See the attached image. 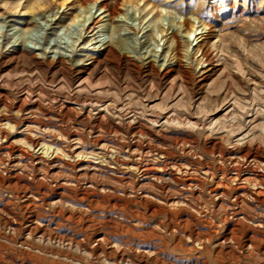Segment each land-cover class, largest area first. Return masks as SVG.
<instances>
[{"label": "rangeland", "instance_id": "374dc122", "mask_svg": "<svg viewBox=\"0 0 264 264\" xmlns=\"http://www.w3.org/2000/svg\"><path fill=\"white\" fill-rule=\"evenodd\" d=\"M0 120L4 264H264V0H0Z\"/></svg>", "mask_w": 264, "mask_h": 264}, {"label": "bare ground", "instance_id": "6f19581e", "mask_svg": "<svg viewBox=\"0 0 264 264\" xmlns=\"http://www.w3.org/2000/svg\"><path fill=\"white\" fill-rule=\"evenodd\" d=\"M192 32H193V30L188 31V34H189V35H192V34H193ZM0 121H1V120H0ZM27 122H28V121H27ZM29 122H30V121H29ZM0 123H1V122H0ZM29 124H30V123H29ZM39 127H40V126H39ZM11 128H12V127H11ZM96 128H97V127H96ZM59 130H60V129H59ZM3 132H4V131H3ZM34 141H35V140H34ZM1 144H2V143H1ZM28 144H29V143H28ZM6 145H7V144H6ZM30 145H31V144H30ZM1 146H2V145H1ZM1 146H0V147H1ZM7 146H8V145H7ZM36 146H37V145H36ZM43 147L46 148V150L49 149L47 146L45 147V145H44ZM138 147H139V146H138ZM5 148H6V147H5ZM5 148H4V149H5ZM139 149H140V148H139ZM12 150H13V149H12ZM16 150H17V149H16ZM143 150H144V149H143ZM5 151H6V150H5ZM7 151H8V149H7ZM19 151H20V150H19ZM140 151H142V150H140ZM9 152H10V151H9ZM9 152H8V153H9ZM54 152H56V151H54ZM5 153H6V152H5ZM19 153H20V152H19ZM5 155L7 156V154H5ZM12 155H13V153H12ZM16 155H17V156H14V157H13V160H16V159H18V158L21 157V156H20V157L18 156L19 154H16ZM20 155H21V154H20ZM22 155H23V154H22ZM2 156H3V154H2ZM9 156H10V154H8V157H9ZM23 156H24V155H23ZM32 156H33V155H32ZM24 157H25V156H24ZM0 158H1V157H0ZM36 158H37V157H36ZM6 159H7V158H6ZM11 159H12V157H11ZM26 159H27V158H26ZM39 159H40V158H39ZM7 160H8V159H7ZM7 160H6V161H7ZM20 160H21V159H20ZM32 160H34V159H31V161H32ZM36 160H37V159H36ZM42 160H43V159H42ZM40 161H41V160H40ZM46 161H48V160H46ZM50 161H51V160H50ZM54 161H55V160H54ZM25 162H26V161H25ZM55 162H56V161H55ZM1 163H3V162H1ZM32 163H34V162H32ZM35 163H36V162H35ZM35 163H34V164H35ZM44 163H45V162H44ZM36 164H37V163H36ZM38 164H39V161H38ZM42 164H43V163H42ZM45 164H47V163H45ZM49 164H50V163H49ZM5 165L8 166V163H5ZM11 165H12V164H11ZM11 165H10V166H11ZM34 166H35V165H34ZM53 166H55V165H52V167H53ZM56 166H57V165H56ZM58 166H59V165H58ZM60 166H61V165H60ZM89 166H91V165H89ZM92 166H93V165H92ZM126 166H127V165H126ZM136 166H137V165H136ZM138 166H140V165H138ZM3 167H4V165H3ZM12 167H13V166H12ZM36 167H37V166H36ZM39 167H40V166H39ZM39 167H38V168H39ZM50 167H51V165H50ZM50 167H49V168H50ZM76 167H77V166H76ZM97 167H98V166H97ZM145 167H146V166H145ZM147 167H148V166H147ZM59 168H60V167H59ZM95 168H96V167H95ZM138 168H139V167H138ZM149 168H150V167H149ZM158 168H159V167H158ZM160 168H161V167H160ZM1 169H2V168H1ZM32 169H33V168H32ZM35 169H36V168H35ZM35 169H34V170H35ZM88 169H89V167H88ZM91 169H92V168H91ZM135 169H136V168H135ZM139 169H140V168H139ZM56 170H57V169H56ZM56 170H55V172H60V171H56ZM58 170H59V169H58ZM79 170H80V169H79ZM152 170H153V169H152ZM152 170H151V171H152ZM161 170H162V169H161ZM9 171H10V170H9ZM76 171H77V170H76ZM90 171H91V170H90ZM141 171H142V170H141ZM156 171H157V169H156ZM6 172H7V171H6ZM16 172H17V171H16ZM35 172H36V171H35ZM79 172H80V171H79ZM83 172L86 173L85 170H84ZM148 172H149V171H148ZM8 173H9V172H8ZM52 173H53V172H52ZM81 173H82V172H81ZM145 173H147V172H145ZM12 174H13V173H12ZM14 174H15V172H14ZM140 174H141V173H140ZM166 174H167V173H166ZM249 174H250V173H249ZM261 174H262V173H261ZM43 175H44V174H43ZM53 175H54V174H53ZM53 175H52V176H53ZM112 175H113V174H112ZM153 175H154V174H153ZM169 175H170V174H169ZM254 175H255V174H254ZM80 176H81V175H80ZM80 176H79V177H80ZM147 176H148V175H147ZM147 176H146V177H147ZM251 176L253 177V175H251ZM16 177H17V176H16ZM146 177H145V178H146ZM152 177H154V178H152V179L159 180V182H160V180L163 178V176H161V175H160V176L155 175V176H152ZM252 177H251V178H252ZM116 178H117V177H116ZM147 178H148V177H147ZM167 178H168V177H167ZM237 178H238V177H237ZM251 178H250V179H251ZM254 178H255V177H254ZM254 178H252V179H254ZM14 179H15V178H14ZM150 179H151V178H150ZM152 179H151V180H152ZM246 179H248V178L246 177ZM255 179H256V178H255ZM260 179H261V177H260ZM63 180H64V179H63ZM67 180H68V179H67ZM70 180H71V179H70ZM163 180H164V179H163ZM167 180H168V179H167ZM4 181H5V180H4ZM147 181H148V180H147ZM149 181H150V180H149ZM153 181H155V180H153ZM170 181H171V180H170ZM170 181H168V182H170ZM244 181H245V180H244ZM249 181H250V180H249ZM256 181H257V180H256ZM261 181H262V180H261ZM263 181H264V180H263ZM30 182H31V181H30ZM157 182H158V181H157ZM258 182H259V181H257V184H256V185H259V186H260L261 184H260V183L258 184ZM20 183H21V182H20ZM25 183H26V182H25ZM66 183H67V182H66ZM155 183H156V181H155ZM163 183H164V182H163ZM30 184H31V183H30ZM152 184H153V183H152ZM164 184H165V183H164ZM166 184H167V183H166ZM28 185H29V183H28ZM56 185H57V184H56ZM74 185H75V184H74ZM154 185H155V184H154ZM162 185H163V184H162ZM256 185L253 186V187L256 188ZM263 185H264V184H263ZM60 186H61V185L59 184V187H60ZM64 186H66V185H64ZM225 186H226V185H225ZM259 186H258V187H259ZM27 187H29V186H27ZM45 187H46V186H45ZM237 187H238V186H237ZM260 187H261V186H260ZM40 188H41V187H40ZM241 188H242V187H241ZM38 190H39V189H38ZM41 190H42V189H41ZM64 190H65V189H64ZM236 190H237V189H236ZM243 190H244V189H243ZM251 190H252V189H251ZM259 190H260V189H259ZM29 191H31V190H29ZM29 191H28V192H29ZM28 192H27V193H28ZM216 192H217V191H216ZM233 192H234V191H233ZM239 192H240V191H238V192H236V193H239ZM241 192H242V191H241ZM259 192H260V191H259ZM259 192H258V193H259ZM31 193H32V192H31ZM35 193H36V192H35ZM243 193H245V192H243ZM262 193H263V192H262ZM25 194H26V193H25ZM58 194H59V193H58ZM61 194H62V193H61ZM212 194H213V193H212ZM214 194H215V193H214ZM218 194H220V193H218ZM252 194H254V193H252ZM259 194H261V193H259ZM37 195H38V192H37ZM241 195H242V194H241ZM244 195H245V194L242 195V196H243L242 199L244 198ZM261 195H262V194H261ZM27 196H28V195H27ZM59 196H60V194H59ZM254 196H256V195H254ZM257 196H258V195H257ZM25 197H26V196H25ZM29 197H30V196H29ZM215 197H216V196H215ZM235 197H236V195H235ZM19 198H20V197H19ZM246 198H247V197H246ZM250 198H251V197H250ZM254 198H255V197H254ZM42 199H43V198H42ZM235 199H236V198H235ZM252 199H253V198H252ZM263 199H264V197L262 198V200H263ZM236 200H237V199H236ZM27 201H28V200H26V202H27ZM30 201H31V200H30ZM41 201H42V200H41ZM44 201H45V200H44ZM47 201H48V200H47ZM47 201H46V202H47ZM237 201H238V200H237ZM244 201H245V200H244ZM35 202H36V200H35ZM252 202H254V201H252ZM27 203H28V202H27ZM37 203H38V202H37ZM43 203H45V202H43ZM171 203H172V202H171ZM245 203H246V202H245ZM32 204H33V203L31 202V206H32ZM255 204H256V203H255ZM25 205H26V204H25ZM33 205H34V204H33ZM35 205H36V203H35ZM38 205H39V204H38ZM27 206H30V205H27ZM36 206H37V205H36ZM254 206H255V205H254ZM229 207H230V206H229ZM171 208H172V207H171ZM0 209H1V208H0ZM11 213H12V212H11ZM259 215H260V214H259ZM32 219H33V218H32ZM30 220H31V219H30ZM34 220H36V219H34ZM31 222H32V221H31ZM35 222H36V221H35ZM231 222H232V221H231ZM32 223H33V222H32ZM39 223H40V222H39ZM13 224H14V223H13ZM33 224H35V223H33ZM9 225H10V223H9ZM11 225H12V223H11ZM261 225H262V224H261ZM16 226H17V225H16ZM18 226H19V225H18ZM263 226H264V225H263ZM28 227H29V226H28ZM27 229H28V228H27ZM29 229H30V228H29ZM29 229H28V230H29ZM28 232H30V231H28ZM17 234H18V233H17ZM37 234H39V233H37ZM97 234H98V233H97ZM104 235H105V234H104ZM104 235H103V236L97 235V236L95 237V242L100 243V242L106 240L107 238H105ZM257 235H258V234H257ZM254 236H255V235H254ZM261 236H263V235H261ZM257 238H258V237H257ZM73 239H74V238H73ZM75 239H76V238H75ZM82 240H83V239H82ZM108 240H109V239H108ZM108 240H106V241H108ZM106 241H105V242H106ZM6 242H7V241H6ZM18 242H19V241H18ZM114 242H115V241H114ZM120 242H121V241H120ZM250 242H251V241H250ZM9 243H10V242H9ZM111 243H112V242H111ZM112 244H113V243H112ZM112 244H111V245H112ZM116 244H117V243H116ZM250 244H251V243H250ZM253 244H254V243H253ZM97 245H98V244H97ZM97 245H96V246H97ZM105 246H106V245H105ZM249 246H250V245H249ZM137 247H139V246H137ZM251 247H252V245H251ZM106 248H107V246H106ZM134 248H135V247H134ZM246 248H247V247H246ZM139 249H140V248H139ZM22 250H23V249H22ZM28 250H29V249H28ZM31 250H32V249H31ZM31 250H30V251H31ZM99 250H100V248H99ZM106 250H107V249H106ZM115 250H116V249H115ZM136 250H138V249H136ZM97 251H98V250H97ZM97 251H96V252H97ZM117 251H118V250H117ZM139 251H141V250H139ZM139 251H138V253H139ZM147 251H148V250H147ZM20 252L22 253V251H20ZM136 252H137V251H136ZM100 253H101V252H100ZM140 253H141V252H140ZM146 253H147V252H146ZM153 253H154V252H153ZM25 255H26V254H25ZM140 255H141V254H140ZM157 255H158V254H157ZM27 256H28V255H27ZM119 257H120V256H119ZM2 258H3V257H2ZM116 258H117V257H116ZM116 258H115V259H116ZM11 259H12V258H11ZM27 259H28V258H27ZM115 259H114V260H115ZM119 259H120V258H119ZM122 260H123V259H122ZM32 261H35V260H32ZM36 261H37V260H36ZM111 261H112V260H111ZM118 261H119V260H118ZM136 261H137V260H136ZM23 263H24V262H23ZM23 263H22V264H23ZM36 263H37V262H36ZM0 264H4V263L2 262V260L0 261ZM7 264H8V263H7ZM26 264H33V263L30 262V261H28V262H26ZM137 264H138V263H137Z\"/></svg>", "mask_w": 264, "mask_h": 264}]
</instances>
